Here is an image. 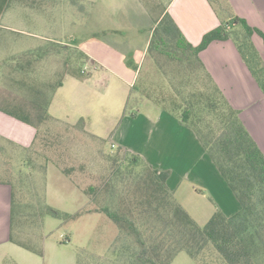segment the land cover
<instances>
[{"label": "trees", "instance_id": "16d2710c", "mask_svg": "<svg viewBox=\"0 0 264 264\" xmlns=\"http://www.w3.org/2000/svg\"><path fill=\"white\" fill-rule=\"evenodd\" d=\"M13 1L9 0L6 10ZM209 1L224 19L221 25L205 33L197 46L186 39L173 17L163 11L155 21L148 52L178 61L191 69V75L197 68L201 69L209 80L211 89L190 93L189 99L183 97L181 105L173 100V109L180 108L182 112L173 109L172 112L194 130L241 203L240 211L226 216L217 208L206 224H198L168 187L170 170L156 169L139 154L119 147L113 159L120 161L117 171L121 174L126 164L128 179L120 188L121 178L120 181L114 178L118 173L113 171L101 185L89 186L86 190L92 207L70 214L45 204L38 192L32 193L30 181L36 165L26 160L32 169L7 179L12 187L10 240L13 243L42 256V246L36 247L30 237H25L27 227H40L47 216L74 219L86 213H101L118 227L109 257L117 263L171 264L180 252H186L197 264H264V153L244 126L239 112L205 71L199 57L213 41L231 39L264 92V64L253 41L254 34L264 41V32L231 14L226 0ZM18 53L0 60V109L39 130V124L30 119L29 109H38V112L43 109V121L51 120L46 109L64 76L86 77L77 67L89 57L81 49L55 40H46ZM55 54H63L67 71L54 84L43 80L38 69L49 55ZM176 90L177 96L182 94V90ZM38 119L40 122V113ZM94 137L105 143L104 139ZM121 151L130 155V159L121 157ZM90 262L82 259L78 264Z\"/></svg>", "mask_w": 264, "mask_h": 264}, {"label": "rangeland", "instance_id": "374dc122", "mask_svg": "<svg viewBox=\"0 0 264 264\" xmlns=\"http://www.w3.org/2000/svg\"><path fill=\"white\" fill-rule=\"evenodd\" d=\"M169 1L15 0L6 11L2 27L54 36L53 39L60 43H72L82 51L93 52L104 60H114L120 71H124V64L129 63L132 68H137L132 102L138 103V100L145 98L172 110L173 100L176 99L177 104L181 105L183 97L189 99L190 93L199 94L203 89H211V85L201 69L197 68L191 75V69L178 61L170 60L165 55L155 57L152 51H146L155 21L163 14ZM26 12H29L27 16ZM4 33L0 34L3 39H0V43L3 41L0 60L20 55L10 49L16 41L15 33ZM63 59V54L49 55L40 77L55 84L67 71ZM82 63V66L76 67L78 70L80 68L84 76H88L94 70L92 63L89 60ZM84 66L89 67L88 71L83 72ZM106 75L109 78L106 80L112 81L110 90H114L115 78L112 79L110 73ZM176 89L182 90V94L177 96ZM68 90L66 88L59 92L56 112L65 116L66 120L77 123L57 127L50 124L46 129L43 128L42 137L46 136L48 146L30 184L32 193L42 195L45 204L75 214L92 207V200L86 193L89 186L98 187L114 171L118 174L113 177L119 181L121 178L118 184L121 188L122 182L128 179L129 171L125 168L126 164L122 166V174L117 171L120 161L116 162L113 158L119 147L111 146L110 141V136L125 113L109 105V100L103 96L85 98V102H81L74 100ZM113 101L115 103V97ZM183 104L188 105L187 102ZM128 110L129 114L132 109ZM173 110L180 114L182 112L180 108ZM83 116L90 130L104 139L105 143L85 130L84 121H78ZM120 156L130 159V155H124L122 151ZM182 200L197 216L194 219L200 225L205 224L209 213L207 202L198 196L185 199L183 195ZM41 224L40 227H27L25 237H30V242L36 247L42 246L43 256L16 247L18 253L14 259L4 264H76V261L78 264L82 259L90 260V264H125L109 258L118 227L105 214L86 213L74 219L47 216ZM171 264L197 262L186 252H180Z\"/></svg>", "mask_w": 264, "mask_h": 264}, {"label": "crops", "instance_id": "0c3cea01", "mask_svg": "<svg viewBox=\"0 0 264 264\" xmlns=\"http://www.w3.org/2000/svg\"><path fill=\"white\" fill-rule=\"evenodd\" d=\"M226 1L231 14L246 19L252 27L264 32V0ZM8 2L9 0H0V34L9 31L15 33L16 41L19 39L12 43L10 49L19 52L33 49L45 40H54V36L48 37L24 29L7 26L4 29L2 23ZM164 12L173 17L186 39L194 46L201 42L205 33L221 25L224 19L209 0H170ZM28 14L29 12H26V16ZM253 41L264 64V41L258 34L253 35ZM149 42L150 40L147 42L146 51ZM67 45L75 46L72 43ZM85 53L97 68L83 78L64 76L62 85L56 90L46 109L52 119L46 118L43 121V109H40V112L38 109H29L30 119L39 124V130L0 109V264L14 259L18 253L16 247H21L10 240L12 187L7 183V178L17 176L20 171L29 172L32 168L27 165L26 160L36 166L43 161L48 146L46 136L42 137L43 128L46 129L50 124L57 127L77 123L66 120L65 116L56 112L59 106L56 105L59 92L66 88H69L68 91L74 100L85 102V98L103 96L109 100V105L125 113L110 136L111 146L124 147L139 154L156 169L170 170L167 185L193 218L197 216L183 202V195L185 199L198 196L203 202H207L208 220L217 208L226 216H232L241 209V203L193 129L184 125L178 115L169 108L153 104L145 98L138 100V103L132 102L137 68H132L126 63L125 70L120 71L114 60H104L93 52ZM199 57L205 71L210 74L230 105L239 112L244 126L264 153V92L236 44L231 39L213 41L200 52ZM41 65L42 68L38 70L43 72L44 62ZM106 73L112 74V79L115 78L114 90H110L112 81L106 80L109 79ZM128 109H132L129 114ZM38 113L41 114L40 122ZM82 118L85 121V130L98 137L88 127L85 117L80 119Z\"/></svg>", "mask_w": 264, "mask_h": 264}, {"label": "built area", "instance_id": "2783aa9c", "mask_svg": "<svg viewBox=\"0 0 264 264\" xmlns=\"http://www.w3.org/2000/svg\"><path fill=\"white\" fill-rule=\"evenodd\" d=\"M91 67L94 68V69L97 68L95 64H92ZM88 69H89L88 66H84V68H83V72H85L86 70L88 71Z\"/></svg>", "mask_w": 264, "mask_h": 264}]
</instances>
